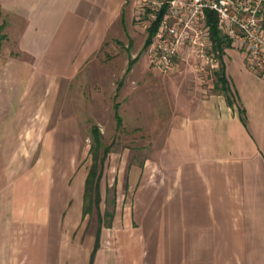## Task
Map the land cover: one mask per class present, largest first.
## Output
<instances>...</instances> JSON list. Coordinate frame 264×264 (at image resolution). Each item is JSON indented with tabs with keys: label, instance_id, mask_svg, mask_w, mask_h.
<instances>
[{
	"label": "crops",
	"instance_id": "crops-1",
	"mask_svg": "<svg viewBox=\"0 0 264 264\" xmlns=\"http://www.w3.org/2000/svg\"><path fill=\"white\" fill-rule=\"evenodd\" d=\"M138 1L0 0V21L12 24L18 52L72 71L68 56H79L78 69L106 39L118 38ZM222 60L233 104L214 83L184 81L170 90L154 129L161 143L154 157L126 163L124 181L114 177L117 190L133 191L129 211L116 207L96 248L97 228L83 224L85 178L69 192L55 176L25 207L13 200L20 120L42 102L48 80L40 77L27 97L18 88L0 113L9 124L0 121V264H264V74L248 70L231 44Z\"/></svg>",
	"mask_w": 264,
	"mask_h": 264
},
{
	"label": "rangeland",
	"instance_id": "rangeland-1",
	"mask_svg": "<svg viewBox=\"0 0 264 264\" xmlns=\"http://www.w3.org/2000/svg\"><path fill=\"white\" fill-rule=\"evenodd\" d=\"M149 4L150 0L138 1L126 31L120 29L118 38L106 39L96 52L82 60L78 69L75 66L79 56H68L74 65L72 71H57L55 67L40 65L28 53L18 52L12 24L6 17L0 21L1 32L8 35L0 41V83L4 85L0 86V113L6 112L9 98L16 95L18 88L17 95L27 97L37 90L40 77L48 80V85L44 82L46 86L41 89L42 102L20 120L23 129L18 137L22 145L16 152V175L9 184L16 204L25 207L28 198L35 197L39 188L46 185L45 180L51 185L55 176L63 177L66 191L72 192V182L78 178L83 181L91 164L90 130L96 124L103 144L111 146L100 180L101 212L106 209L110 213L102 214L101 224H111L116 207L126 206L129 211L133 192L122 186L117 190L113 179L119 175L124 181L126 163L154 157L161 143L154 129L159 126L157 119L162 114L160 111H164L163 105L171 98L170 90L177 89L176 85L184 81H199L207 86L215 82L214 70L202 67L195 58L179 60L178 67L172 71L148 65L142 50L147 34L142 24L147 15L139 11L145 8L147 13ZM136 55L137 61L124 75L128 61ZM14 58L26 61V66L22 68L21 63L11 62ZM20 79L24 83L16 86ZM120 82L123 84L118 88ZM115 102H119L121 125L114 118ZM0 121L9 125L6 119ZM83 224L85 229L97 228L96 212L87 214Z\"/></svg>",
	"mask_w": 264,
	"mask_h": 264
},
{
	"label": "built area",
	"instance_id": "built-area-1",
	"mask_svg": "<svg viewBox=\"0 0 264 264\" xmlns=\"http://www.w3.org/2000/svg\"><path fill=\"white\" fill-rule=\"evenodd\" d=\"M165 5L158 27L145 49L150 66L172 71L179 60L195 58L216 70L220 55L213 48L209 19L230 44L243 53L248 70L264 74V0H150L146 29ZM222 57V56H221Z\"/></svg>",
	"mask_w": 264,
	"mask_h": 264
},
{
	"label": "trees",
	"instance_id": "trees-1",
	"mask_svg": "<svg viewBox=\"0 0 264 264\" xmlns=\"http://www.w3.org/2000/svg\"><path fill=\"white\" fill-rule=\"evenodd\" d=\"M165 11V5L162 4L160 9L156 13V18L151 21L150 26L147 28V34L143 42L142 50H145L153 34L155 33L159 20ZM210 23V35L213 43V48L219 52L220 55V64L219 67L214 71L215 73V82H214V89L223 93L226 101L232 105L233 104V97L235 96V92L231 89V86L228 82V79L225 74V65L222 60V55L224 48L230 45L229 40H227L215 27L213 22V17L209 19ZM3 28V24L0 23V41L6 38V35L1 32ZM136 55L133 59L128 61L126 70L124 75L130 70L133 63L137 60ZM122 85L120 82L118 84V88ZM117 88V89H118ZM114 118L118 125L122 123V117L118 111L119 102H115L114 105ZM240 119L243 123H245V118L243 116V110H240ZM91 139L92 142L89 148V154L91 156V164L88 168L87 174L84 179V188H83V207L82 212L83 215L91 214L92 211H95L99 217V225L97 226L96 232V244L95 248L98 246L99 241V232L101 227V216L102 213L100 211V179L102 177L103 169L105 160L110 152V144H103L101 138V132L96 124H92L91 126ZM104 214L110 215L109 212L105 211ZM103 214V215H104Z\"/></svg>",
	"mask_w": 264,
	"mask_h": 264
}]
</instances>
